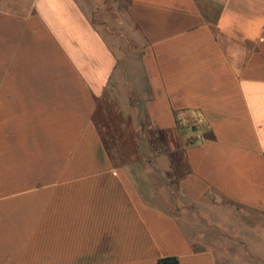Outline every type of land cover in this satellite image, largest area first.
<instances>
[{
	"label": "crops",
	"instance_id": "0c3cea01",
	"mask_svg": "<svg viewBox=\"0 0 264 264\" xmlns=\"http://www.w3.org/2000/svg\"><path fill=\"white\" fill-rule=\"evenodd\" d=\"M126 1L136 69L80 0H0V264H264V0ZM122 83L178 184L114 163L95 115Z\"/></svg>",
	"mask_w": 264,
	"mask_h": 264
},
{
	"label": "rangeland",
	"instance_id": "374dc122",
	"mask_svg": "<svg viewBox=\"0 0 264 264\" xmlns=\"http://www.w3.org/2000/svg\"><path fill=\"white\" fill-rule=\"evenodd\" d=\"M80 1L86 11H91L95 27L116 52L118 68L124 69L127 65H132L134 69L138 68V56L142 52L144 43L127 17V1ZM116 88L122 92L109 93L104 99L98 101V110L95 115L96 123L106 141V147L113 154L114 163L117 166L133 167L131 171L139 177L143 173L140 169L147 165L157 167L155 173H150V178L154 182L178 184L184 171L177 152L169 153L172 148L171 141L163 140L161 136L163 132L151 125L145 102L138 95H133L131 108H119V104L126 105L124 84H118ZM144 159L148 160L145 162ZM170 163L173 168L168 165ZM176 201L181 207L180 209L176 206V215L195 212V208L177 194Z\"/></svg>",
	"mask_w": 264,
	"mask_h": 264
},
{
	"label": "trees",
	"instance_id": "16d2710c",
	"mask_svg": "<svg viewBox=\"0 0 264 264\" xmlns=\"http://www.w3.org/2000/svg\"><path fill=\"white\" fill-rule=\"evenodd\" d=\"M103 141L106 144V141L102 135ZM158 264H180V261L178 258L176 257H168V258H164L158 261Z\"/></svg>",
	"mask_w": 264,
	"mask_h": 264
}]
</instances>
